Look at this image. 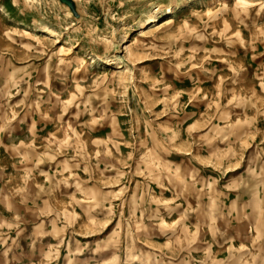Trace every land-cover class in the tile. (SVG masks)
I'll list each match as a JSON object with an SVG mask.
<instances>
[{
	"label": "rangeland",
	"instance_id": "374dc122",
	"mask_svg": "<svg viewBox=\"0 0 264 264\" xmlns=\"http://www.w3.org/2000/svg\"><path fill=\"white\" fill-rule=\"evenodd\" d=\"M263 192L264 0H0V264H264Z\"/></svg>",
	"mask_w": 264,
	"mask_h": 264
},
{
	"label": "crops",
	"instance_id": "0c3cea01",
	"mask_svg": "<svg viewBox=\"0 0 264 264\" xmlns=\"http://www.w3.org/2000/svg\"><path fill=\"white\" fill-rule=\"evenodd\" d=\"M260 195V204H250V205H243L242 207V216L243 220L238 223L239 226H242L243 228H251V229H257L258 232L260 229L264 228V192L259 193ZM239 206V205H238ZM239 208V207H238ZM241 208V207H240ZM252 220H251V219ZM47 241V236H37V235H30L28 236H21L20 237V245L24 248V246L29 247V250L32 248L35 251H38V245H44V243ZM46 244V243H45ZM204 251V258H207L208 254L210 253V245L205 247ZM199 257H202L199 255ZM194 259H197L196 256ZM189 263H180V264H205V263H199L196 261H193V259L190 260Z\"/></svg>",
	"mask_w": 264,
	"mask_h": 264
},
{
	"label": "bare ground",
	"instance_id": "6f19581e",
	"mask_svg": "<svg viewBox=\"0 0 264 264\" xmlns=\"http://www.w3.org/2000/svg\"><path fill=\"white\" fill-rule=\"evenodd\" d=\"M169 10V9H168ZM195 11V10H194ZM174 22V19H173V17L172 16H168L167 18H164L161 22H159L158 24H156L151 30L153 31V30H157V29H159V28H161V27H163V26H166V25H169V24H171V23H173ZM49 33V32H48ZM51 33V32H50ZM53 34H47V35H43L45 38H48V36H52ZM126 48H127V50H128V56H129V59H131L130 57H133V45L132 44H127V46H126ZM135 52V51H134ZM136 55V54H135ZM115 56V55H114ZM126 57V56H125ZM114 59H119V60H121V63H122V58L121 57H119L118 55H116L115 56V58H113L112 60H107L108 62H107V64L108 65H112L113 63H115L116 61H114ZM128 59V58H127ZM118 68H120L121 70H122V67L121 66H119ZM124 69V68H123ZM125 72H127L128 73V71L126 70Z\"/></svg>",
	"mask_w": 264,
	"mask_h": 264
}]
</instances>
